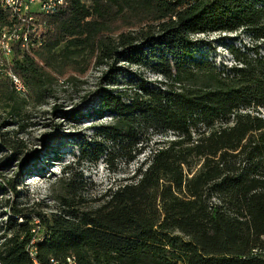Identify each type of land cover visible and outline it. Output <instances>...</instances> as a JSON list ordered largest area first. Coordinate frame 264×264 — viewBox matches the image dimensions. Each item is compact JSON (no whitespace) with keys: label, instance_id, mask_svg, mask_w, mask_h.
Instances as JSON below:
<instances>
[{"label":"trees","instance_id":"1","mask_svg":"<svg viewBox=\"0 0 264 264\" xmlns=\"http://www.w3.org/2000/svg\"><path fill=\"white\" fill-rule=\"evenodd\" d=\"M38 24L42 45L31 53L14 46L11 63L0 67L7 116H19L28 98L43 99L58 61L71 83L91 65L105 67L106 87L90 117L109 119L96 137L110 147L85 145L78 159L132 163L148 155L96 207L70 178L58 180L54 212L9 205L0 222L1 264H32L26 247L34 239L40 264L70 256L76 264H264V0H64ZM9 25L0 6V30ZM208 33L248 43L231 40L232 64L218 66L195 58L192 38ZM120 64L160 80L131 75L108 89ZM6 71L27 97L12 90Z\"/></svg>","mask_w":264,"mask_h":264},{"label":"rangeland","instance_id":"2","mask_svg":"<svg viewBox=\"0 0 264 264\" xmlns=\"http://www.w3.org/2000/svg\"><path fill=\"white\" fill-rule=\"evenodd\" d=\"M110 12L113 15L116 8H111ZM237 37L241 42L248 43L245 37L222 33L193 37L196 42L195 58L212 60L218 66H230L232 60L225 46ZM74 59L79 61L80 57ZM59 63L54 70L57 80L48 87L43 99L36 101L28 98L19 116L8 117V108L0 102V222L6 219L9 205L26 213L36 211L49 214L56 211L58 203L54 199V192L58 189V180L63 178L80 183L83 198L89 206L96 207L101 195L108 188L128 182L148 155L147 152L143 153L132 163L110 158L111 164H107L104 155L97 162L78 159L80 148L85 145L90 146L91 150L96 145L110 147L96 137L98 127L105 125L109 119L105 116L97 119L90 117L99 101L98 89L106 87L107 70L91 65L84 75L71 83L59 73ZM119 67L122 72L109 82L108 89L126 83L131 75L150 82L160 80L144 69L125 64ZM55 107L56 112L53 111ZM76 115L77 118L72 119ZM2 139L16 144L17 148L7 150ZM171 139L169 136L155 137L153 142ZM68 167L71 171L64 175ZM8 182L16 187V195L7 190Z\"/></svg>","mask_w":264,"mask_h":264},{"label":"built area","instance_id":"3","mask_svg":"<svg viewBox=\"0 0 264 264\" xmlns=\"http://www.w3.org/2000/svg\"><path fill=\"white\" fill-rule=\"evenodd\" d=\"M63 5L64 0H0L1 9L8 13L10 20V25L0 30V67L11 63L14 46L27 53L38 49L44 41L43 28L38 24L39 16L49 15ZM6 76L11 81L12 90L20 97H27V87L21 80L11 72L6 71ZM34 224L38 225L39 222L35 221ZM38 229L39 227L36 228ZM35 243L36 240H32L26 247V252L32 264H40L36 259ZM259 254V250H253L251 253L252 256ZM48 264H76V259L72 256L62 261L50 259Z\"/></svg>","mask_w":264,"mask_h":264}]
</instances>
